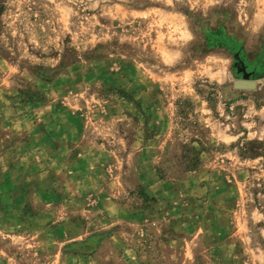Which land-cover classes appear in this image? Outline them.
<instances>
[{"label": "rangeland", "instance_id": "374dc122", "mask_svg": "<svg viewBox=\"0 0 264 264\" xmlns=\"http://www.w3.org/2000/svg\"><path fill=\"white\" fill-rule=\"evenodd\" d=\"M0 264H264V0H0Z\"/></svg>", "mask_w": 264, "mask_h": 264}, {"label": "water", "instance_id": "95a60500", "mask_svg": "<svg viewBox=\"0 0 264 264\" xmlns=\"http://www.w3.org/2000/svg\"><path fill=\"white\" fill-rule=\"evenodd\" d=\"M237 85L238 87H254V83L252 81H240Z\"/></svg>", "mask_w": 264, "mask_h": 264}]
</instances>
